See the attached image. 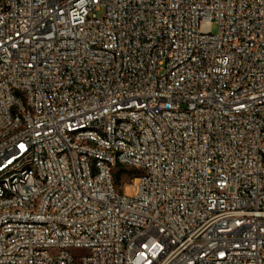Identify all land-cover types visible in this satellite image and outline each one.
<instances>
[{
    "label": "built area",
    "instance_id": "2783aa9c",
    "mask_svg": "<svg viewBox=\"0 0 264 264\" xmlns=\"http://www.w3.org/2000/svg\"><path fill=\"white\" fill-rule=\"evenodd\" d=\"M0 264H264V0H0Z\"/></svg>",
    "mask_w": 264,
    "mask_h": 264
},
{
    "label": "trees",
    "instance_id": "16d2710c",
    "mask_svg": "<svg viewBox=\"0 0 264 264\" xmlns=\"http://www.w3.org/2000/svg\"><path fill=\"white\" fill-rule=\"evenodd\" d=\"M124 172V170L122 168H119L118 169V172H117V178L119 177L120 174H122Z\"/></svg>",
    "mask_w": 264,
    "mask_h": 264
},
{
    "label": "rangeland",
    "instance_id": "374dc122",
    "mask_svg": "<svg viewBox=\"0 0 264 264\" xmlns=\"http://www.w3.org/2000/svg\"><path fill=\"white\" fill-rule=\"evenodd\" d=\"M211 30H212V32H216V25L215 24L211 26Z\"/></svg>",
    "mask_w": 264,
    "mask_h": 264
}]
</instances>
